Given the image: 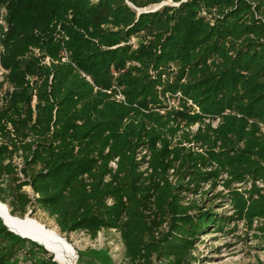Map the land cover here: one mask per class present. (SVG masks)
<instances>
[{
    "label": "trees",
    "instance_id": "obj_1",
    "mask_svg": "<svg viewBox=\"0 0 264 264\" xmlns=\"http://www.w3.org/2000/svg\"><path fill=\"white\" fill-rule=\"evenodd\" d=\"M172 1L138 15L125 0H0L12 88L0 90V180L11 181L0 202L12 216L37 207L65 236L113 230L128 264H191L198 237L226 221L181 194L221 186L227 220L264 240V0ZM20 250L56 264L0 221V264ZM79 256L113 264L106 250Z\"/></svg>",
    "mask_w": 264,
    "mask_h": 264
},
{
    "label": "rangeland",
    "instance_id": "obj_2",
    "mask_svg": "<svg viewBox=\"0 0 264 264\" xmlns=\"http://www.w3.org/2000/svg\"><path fill=\"white\" fill-rule=\"evenodd\" d=\"M10 0H2V2L8 3ZM185 0H181L183 2ZM152 11H158L164 6H178V3H173L172 0H165L158 5L147 7L148 11L152 7H156ZM7 10L6 5L0 7V28L5 34L8 30L7 24ZM55 39L58 41H66L67 37L60 31L58 27L55 33ZM144 42L143 39L139 37H133L130 39L129 44L133 48ZM3 52L2 46H0V54ZM35 56H39L37 50L33 51ZM43 64H49L48 59H44ZM5 71L0 65V88L1 92H12L11 86L5 83ZM165 99V97H164ZM173 107V106H172ZM178 103L175 107L178 108ZM196 110V109H195ZM197 111V110H196ZM215 125V123H214ZM196 126L192 127L195 130ZM264 132V131H263ZM20 159L15 160V165L19 166ZM7 181V184H11V181L6 178L0 180V185L6 186L3 181ZM234 187L241 188V185ZM242 188H250V184H244ZM192 189V186H191ZM193 190V189H192ZM23 191L27 193L30 197L33 196L32 191L29 187L23 188ZM226 191L223 190L221 186L211 189L208 185H203L201 189L190 192H182V204H194L198 209L202 211L210 210L212 213L221 216L226 224L224 225L222 231H213V226L208 227V234H204L194 242V250L192 256L194 261L191 264H264V240L260 233L248 230L243 222H236L234 220H227L229 217L233 216V211L229 207L228 201L225 198ZM195 211L192 212L194 214ZM19 217V214H15ZM33 218L38 222L49 225L55 222L53 219L49 218L47 214L40 211L37 207L26 208L25 215L22 217ZM20 218V217H19ZM66 240L72 245L76 252V257L78 262L80 256L79 253H83L87 250H106L107 254L110 256L113 264H128L127 260L124 258V250L121 244L119 235L117 232L102 231L95 239H90L89 236L85 235L83 232H75L69 234L68 236L62 235ZM27 250V249H26ZM25 250H20L18 256L11 260L9 264H33L38 260L45 259L39 251L33 250L25 254ZM47 256H53L48 254ZM83 262L81 264H92L87 258H82ZM77 264V263H76Z\"/></svg>",
    "mask_w": 264,
    "mask_h": 264
},
{
    "label": "bare ground",
    "instance_id": "obj_3",
    "mask_svg": "<svg viewBox=\"0 0 264 264\" xmlns=\"http://www.w3.org/2000/svg\"><path fill=\"white\" fill-rule=\"evenodd\" d=\"M157 8L152 7L150 10ZM148 10V9H147ZM0 221L12 231L32 238L42 247H46L55 257L58 264H76V252L53 223L44 225L33 218L12 216L7 205L0 202Z\"/></svg>",
    "mask_w": 264,
    "mask_h": 264
},
{
    "label": "built area",
    "instance_id": "obj_4",
    "mask_svg": "<svg viewBox=\"0 0 264 264\" xmlns=\"http://www.w3.org/2000/svg\"><path fill=\"white\" fill-rule=\"evenodd\" d=\"M108 94H111L110 91L107 92ZM4 94V91L1 92V95ZM165 100H166V104L169 106V107H175V104L178 103L179 101V98H180V95L177 94V98L176 100L170 98V96H168V94H165ZM113 99L117 102V103H124V97L123 95L120 93L119 89H115V92H114V95H113ZM190 104V102H189ZM197 110V109H196ZM263 131H264V128H263ZM146 154L145 151H141L139 154H138V157H137V160H139L142 156H144Z\"/></svg>",
    "mask_w": 264,
    "mask_h": 264
},
{
    "label": "water",
    "instance_id": "obj_5",
    "mask_svg": "<svg viewBox=\"0 0 264 264\" xmlns=\"http://www.w3.org/2000/svg\"><path fill=\"white\" fill-rule=\"evenodd\" d=\"M125 2H126V4L128 5V7L132 8V9H135L138 15H140V14H145V13H150V12H154V11H152V10H151V11H148L146 8H144V9H136L132 4H130V3L128 2V0H125ZM153 6H155V5H153ZM25 218H28V217H25ZM25 218H24V219H25ZM1 222H2V225H3V226H4L9 232H11L12 234H14V235H16V236H18V237H20V238H22V239H27V240H29V241H31V242H33V243H36L37 245L41 246V245H40L37 241H35L34 239H32V238H28V237H26V236H22V235H20V234H18V233H16V232L12 231L11 229H9V228L6 226V224H4L3 221H1ZM41 247H42V246H41ZM42 248H43V250H44L47 254L52 255V253L49 251V249H47L46 247H42ZM52 256H53V255H52ZM52 261L55 262L56 264H58V263L56 262V259H55L54 256H53Z\"/></svg>",
    "mask_w": 264,
    "mask_h": 264
}]
</instances>
